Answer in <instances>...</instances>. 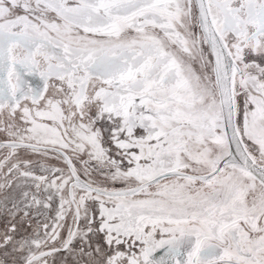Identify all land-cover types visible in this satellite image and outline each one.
<instances>
[{"label":"flooded vegetation","instance_id":"obj_1","mask_svg":"<svg viewBox=\"0 0 264 264\" xmlns=\"http://www.w3.org/2000/svg\"><path fill=\"white\" fill-rule=\"evenodd\" d=\"M202 10L234 59L240 137L264 165L237 107L247 96L264 125V0H0V264H264V197L211 186L243 168L139 187L169 170L146 172L174 148L159 134L180 102L160 95L179 66L158 40L174 46L184 28L211 52ZM113 113V133L96 126ZM173 177L208 188L159 190Z\"/></svg>","mask_w":264,"mask_h":264},{"label":"rangeland","instance_id":"obj_2","mask_svg":"<svg viewBox=\"0 0 264 264\" xmlns=\"http://www.w3.org/2000/svg\"><path fill=\"white\" fill-rule=\"evenodd\" d=\"M182 29L183 32L185 30L184 37L175 40L174 46L169 45V40H158L164 50H170L174 62L179 66V70H176L177 82L164 86L160 95H167L174 91L180 102L175 103L173 134L169 137L167 134H159L164 136L165 143L168 140L174 148L160 152L159 159H164L165 165L156 166L155 169L147 168L146 172L149 176L171 168L196 173L207 172L228 153L211 52L207 49V52L199 53L195 44L197 39L189 31ZM245 73L246 79L249 71ZM247 85H241L240 88H247ZM248 101L246 96L244 100L240 97L237 102L238 122L241 128L245 123L244 119L249 120V128L257 133L256 141L262 146L264 145L263 121L261 116L255 121L251 119V105ZM165 121L166 119L162 118V123L159 124L164 132L167 130L166 125L163 124V122L166 123ZM96 126L108 127L109 133H113L112 130L119 127V118L113 113L110 115V121L106 118L105 123L101 121ZM225 182L228 189L234 184L238 186L239 192H249L250 194L247 193L246 197L253 195L264 197V186L250 173L233 165L225 166L211 186H217L220 183L223 185ZM167 186L176 188L175 191L191 192L192 195H188L189 198L197 195L194 193H200L208 188L198 180L184 177L164 179L159 183V190H164Z\"/></svg>","mask_w":264,"mask_h":264},{"label":"water","instance_id":"obj_3","mask_svg":"<svg viewBox=\"0 0 264 264\" xmlns=\"http://www.w3.org/2000/svg\"><path fill=\"white\" fill-rule=\"evenodd\" d=\"M200 24L212 53L215 82L222 110L224 134L228 143L229 151L218 162L217 166L209 172L194 173L172 168L159 173L152 180L139 187L170 176H186L208 180L217 174L225 164H235L243 168L253 174L264 185V165L258 163L250 156L237 128L233 92L234 59L228 46L212 23L207 10H202ZM94 73L100 72L94 71Z\"/></svg>","mask_w":264,"mask_h":264}]
</instances>
